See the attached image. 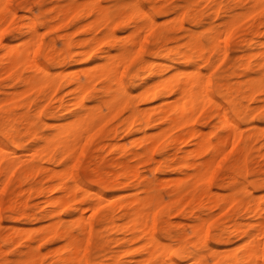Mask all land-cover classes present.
Returning <instances> with one entry per match:
<instances>
[{"label":"bare ground","instance_id":"bare-ground-1","mask_svg":"<svg viewBox=\"0 0 264 264\" xmlns=\"http://www.w3.org/2000/svg\"><path fill=\"white\" fill-rule=\"evenodd\" d=\"M7 1L8 0H0V75L7 76L8 85L13 86L15 83H20L23 88H21L22 90L20 91L16 89H14L15 91L11 90L12 92L9 91L11 93L2 94V97H0V109L2 105L7 106V108L0 110V134L8 143L4 144L0 140V203L1 193L11 180L14 172L19 169V176L16 179V183L19 187L17 190L18 192H15L16 194L11 193L8 196L5 210L9 214L21 210V215L25 218L34 216L26 212V201L29 196L25 195V191L21 189V184L23 180L30 178L34 173L36 174V171L44 172L43 176L45 183H40L38 186L31 185L28 187V190H26L29 194L33 192L39 195L50 194L48 199L45 200L49 207V209L45 211V215L53 221L48 225L44 224L45 226L38 231L43 239L54 236L64 240V244L61 243L63 244L62 246L57 245L58 247L56 248L58 249L54 251L52 249L47 250L49 252L53 251L52 253L56 255V263L86 264L84 246L86 244L87 235L95 225L101 224L109 231L130 234L127 242L137 245L129 250H133L139 254L137 259L134 260V262H136L135 264H182L183 261H188L187 264H208L206 256L209 258L213 257L216 260L221 259V261L218 260L220 262L219 264H264V208L259 199H245V194L247 195L248 192L245 184L239 189V192L244 193L239 200L243 202L245 211L249 214H253L254 221L244 226L242 223L234 220L231 224V228H229V230L232 229V232L238 234L243 240L242 243H238L240 247L236 246V248L239 247L241 250L240 256L236 251H232L231 247L227 248V251H231L225 254L223 252L225 250L220 251L223 252V255H220L213 249L206 235L208 227L207 222H209L211 218L205 219L201 215L196 216L192 223H175V227L177 228V236L175 235L176 239L182 245L191 243L196 249L195 253L184 256L174 252L172 246L167 244L168 242L165 243L163 237L159 236L153 229L157 211L162 203L160 197L161 193L157 188L160 186L158 183H162V181L159 182V180H156L157 177L154 174V179L156 180L155 184L144 186L143 189L132 198L121 200L122 197H120L118 201V198L115 197L116 195L110 200L108 198V209L103 211L102 214L96 218V223H94L91 218L92 215L89 217V214L88 216L84 214L89 210L91 211L90 213L95 215L99 211L100 205L103 203L105 204V201L101 203V194H92L93 196L88 200L84 197L81 201H77V191L80 187L75 181L69 183L66 180L64 176L66 168H64V171H55L56 169H49L36 163L43 160L51 162L55 159L62 161L65 156L71 154L73 156L71 157L75 158L74 155L77 156L79 154L83 146L90 141L93 133L101 131L104 117L102 118L101 112L99 114V106L89 107L86 104V99L90 98L89 94L91 89L96 83H100L101 98L105 97L100 100V103H106L105 105L109 109L108 112L112 111L113 114L116 108H121L122 110L128 109L127 115H125L121 121L120 129L130 132L135 128V131L143 133L142 137H132L130 139L132 156L137 160L147 162L148 164L150 161H153V150L163 140L166 141V148L178 146L180 148L183 144L191 143L192 147L184 151L174 160L176 168L179 167L185 172L183 174L185 176L175 181L174 184H172L174 186L173 190L167 193L169 202L172 204L171 209L175 211V213L185 212L183 202L186 200H192L194 202L198 199L202 200L205 198L207 199L206 203H209L207 207L216 206L228 200L229 202L231 200H237L236 194H232V192H230V195L227 194L226 197L223 196L226 195L225 193H220L222 195H219L216 192H212V189L210 190L209 180L213 169L212 167L216 164L215 162H217L220 156H222L221 154L225 152L228 147L230 148L231 145H237L236 142H238L242 136L241 129L244 128L240 129L239 121L230 119L221 108L222 106L214 101L208 91V83L205 79L206 76L204 78V75L208 73L203 75L194 64L200 62H202L201 64H210L214 57L220 60L226 59L228 57L227 43L230 35L234 27L237 26L236 23L238 21L241 23L242 21V19L239 20V16L241 18V16L246 15L247 12H249L247 17L250 13L254 12L264 13V0H234L239 2L238 13L236 12L237 14L228 15L219 25L214 24L213 21L210 22L205 30L208 33L206 36L191 30L190 33L187 34L185 41L182 43L176 41L174 45L168 46V42L166 41H168L169 38L164 35L163 32L157 36L154 35L156 37L155 43L157 46L151 52L149 60H141L139 62L141 65L132 77L135 78V76L141 72H148V75L152 74L151 77H157V80L149 82V77L143 78L141 88L139 89L140 91L138 90L139 92H137L135 96H131L128 89L123 85L120 77V69L126 64H129L130 59H133L131 55L133 52L139 53L145 37L150 34H155L157 23H155L151 16L143 11L137 0L118 2L115 4L116 8L114 11H118L116 13L102 6L99 0H86L80 2L68 0L65 5L52 7L50 12H52L53 15H50L51 17L48 21L40 22V24L54 31L56 33V39L61 41L60 45L62 47L60 49L56 48V41H52L47 44L45 52L43 53V61L51 64H59V68L55 72H50L45 69L36 59L37 54L41 50V36L40 32L38 33L37 31V21L35 19L30 17L22 27L20 26L13 30V33L16 35H26L25 40L22 39V43L20 42L18 45H12L15 43H6L5 40L2 39L1 33L3 28L15 14L8 7ZM190 1V4H192L199 0ZM206 1H209V4H211L210 9H212L215 14L220 11L221 3L218 2L219 0ZM62 3L64 4V2ZM151 3H154V1L151 0ZM155 8L157 7L155 6ZM79 12H83L84 18L86 19L85 23L76 28V30H71L72 32H70V30L59 32L62 22L75 16ZM184 15L187 16L190 24L198 25L200 23V17H198V15L194 13V10L186 4L171 9L169 11V16L171 17L168 20L165 19V23H168L169 29L173 31L180 30L183 27ZM240 23L238 24L239 27ZM116 26H120L124 30L130 29L126 38L123 37V39H119L116 36ZM262 28L264 29V24ZM249 29L251 30V28ZM259 31L261 30H259L258 27L252 29V37L257 38V36H259L258 34H260ZM76 32L87 34L89 38L78 40L77 46L79 49L75 51L73 36ZM261 32L264 37V30ZM263 41H258L260 47L264 45ZM111 49L116 51L115 54H113L114 52L110 53ZM96 54L104 58V62L95 63V65H91L92 68H90V66L87 67L89 69L85 68L84 72H82V70L81 72L84 73L83 81H80V76L75 78V73L66 72L68 71L65 67L67 61L81 60L83 57H92ZM257 55L258 57L261 56V61H259L258 64H264V51L252 54L246 53L239 57L238 64H251V59L255 58ZM159 58L164 59L160 61ZM216 64L218 63L214 65ZM245 67H247V65ZM21 68L27 70L26 75H23L19 71ZM167 69H173V73L164 77V72L167 71ZM62 83L67 85V92L71 95V98L68 100H64L60 97V94L58 97V92ZM215 90L218 94H223L232 104L233 111L239 116L244 117L245 120L250 112L249 103L254 100L257 95H261L263 97L262 101L264 102V79L261 76L253 78L246 75L244 81L238 82L237 86L232 88L229 84L219 81L215 84ZM31 91L36 93L39 100H44V103L50 99L57 103L56 106L53 105L45 111L46 115L53 117L57 108L68 111L69 117L66 122L48 124L46 121H43L44 125H47L49 128V132L43 134L36 123L43 120L42 113L46 108L42 109L38 106V110L32 117L28 112L20 111L23 108L30 107L33 100L22 101L21 98ZM235 94H241L245 100V105H237V103L234 102ZM158 99L161 100V104L159 106L157 104L155 108H152L150 105V109H138L139 106L137 107L135 105L137 101L149 103ZM206 106H212L216 110L215 115L217 116V121H224V123H222L223 125L221 124L222 126L220 129L216 127L215 129L213 128L214 130L212 132L206 131V133H204L205 131L194 124V118L200 110ZM72 107L74 108L71 109ZM75 107L78 108L76 112ZM103 115L106 116V114ZM106 118H108V115ZM263 128L264 126L262 129ZM147 130H149V132ZM116 131L118 130L115 129L114 132L116 133ZM249 132V135L243 139L244 145H237V154L241 158L245 156L243 154L246 142L251 140L253 135H258V133L255 131L253 132V130ZM209 133L212 135V138H209ZM25 140L31 141L29 147L25 146ZM228 143H230V146ZM7 145H10L11 148H7ZM119 145L118 143L109 144L110 149L113 151L122 152L126 148L124 146L125 144L123 145L125 148L122 146L124 149ZM225 145L227 149L224 148ZM138 148H141L142 151H138ZM203 156H205L204 160H202ZM216 158L218 159L216 160ZM75 159L71 162L74 163ZM71 162L68 163L70 167H67L68 176L70 172L72 174V171L69 169L71 168ZM158 163L160 162L158 161ZM162 164L161 167H167L169 165H166V162ZM161 167L159 166L160 170ZM118 168L119 170L116 172L115 177L124 179L125 181L135 177L138 172L136 166H129L125 161L119 162ZM153 168L159 170V168H155V164L152 169ZM90 169L93 170V168ZM154 169L151 172H155ZM230 174L231 173L227 176L229 177ZM175 177L180 178L179 176ZM71 179H74L73 176ZM163 180H166V178H163ZM230 181L233 182V179ZM165 183L169 185L168 183H172V181H165ZM89 191V189H86L84 193H89ZM229 202H226L225 208H227L229 204H232ZM69 203H73L72 213L70 212L72 214L71 217H73L71 221L80 228L81 232H87V235H81L83 238H80L81 236L79 237L63 225L60 211ZM111 207H115L119 212L117 216L112 215ZM74 212H77V214L75 215ZM187 212L193 214L192 209H188ZM14 219L16 220V218ZM183 226L189 228L191 232L190 236H188L187 233L182 234L181 229ZM18 227L13 226L8 232H0V264H25L27 262L41 264L38 260L42 253L40 252L39 254L40 250L34 249L36 248L35 246L32 248L28 242H26L25 245L26 251L22 252L20 256L11 259L7 255L8 246H21L23 242L29 239V233ZM233 248H235V246ZM122 251L123 253L127 252V250ZM111 259L114 260L115 255H113ZM212 262H215V260Z\"/></svg>","mask_w":264,"mask_h":264},{"label":"rangeland","instance_id":"rangeland-1","mask_svg":"<svg viewBox=\"0 0 264 264\" xmlns=\"http://www.w3.org/2000/svg\"><path fill=\"white\" fill-rule=\"evenodd\" d=\"M75 1L80 2V1H86V0H75ZM99 1L102 6L108 8L113 13H116L118 11H114L116 8L115 4H117L120 1H128V0H99ZM137 1L140 7L143 9V11H145L149 16H151L154 19L155 23L156 22L157 23H156V28H155V34L153 35L150 34L147 37H145L139 53L133 52L131 54L133 59H130L129 64H126L123 68H121L122 71L120 69V77L122 79L123 85L128 89L131 96L137 95V92L140 91L139 89L141 88V83H142L143 78L149 77L148 78L149 82L150 81L152 82L153 80H157V77H154V76L151 77L152 74L148 75V72H141L138 75H136L135 78L132 77V75L139 69L141 65L139 62L141 60L150 59L151 52L157 46V44L155 43V39H156L155 36L163 32V34L169 38L168 41H166L168 42L167 43L168 46L174 45L176 41L179 43H182L183 41H185L187 34H189L191 30L193 32L201 33L203 34V36H206L208 33L205 30L210 22L213 21L214 24L219 25L221 21L225 20V18L228 15L237 14L238 13L237 11L239 10L238 9L239 2H236L234 0H219L218 2L221 3V9H220L221 12L219 11L217 12V14H215L213 10L210 9L211 4H209V1H206V0H199L198 2H194L192 4H190L191 3L190 0H153L154 3H151V0H137ZM62 2H64V4ZM67 2L68 0H8L7 1L8 7L15 14H14V17L11 20H9L7 24L5 25V27L3 28L2 33H1L2 39L5 40L6 43H11V44L15 43L12 45H16V44L18 45L20 44V42L22 43L23 42L22 39L25 40L26 35H16L13 33V30L20 26L22 27L27 22V19H29L30 17L32 19H35L37 21V24H36L37 31L38 33L40 32V36H41V50L37 54L36 59L40 63L41 66H43L45 69L49 70L50 72L57 71L59 68V64H51V63H46L45 61H43V53L45 52V48L47 44L51 43L52 41H56V48L60 49L62 47L60 45L61 41L56 39V33L54 31L49 30L47 26L41 25L40 22H45L50 19L51 17L50 15H53V13L50 12V9L52 7H55L57 5L60 7L61 5H65ZM183 4L188 5L191 9L194 10V13L198 15V17H200V23L198 25L190 24L187 19V16L184 15L185 18H183V27L180 30L173 31L169 29V24L165 23L166 22L165 19L168 20L171 17L169 16V11L171 9L182 6ZM155 6L157 8H155ZM248 13L249 12H247L246 15H243L244 17L241 16L240 18L239 16V20L242 19V21L241 23L238 21L240 23V27L238 25L239 23L238 22L236 23L237 26L235 25L236 27H234L232 34L230 35V38L227 43L228 57L226 59H223L224 61L214 57L210 64H201L202 62L194 64V66L203 75L208 73L207 75H204V78L206 76L205 79L207 80V83H208V91L210 95L213 97L214 101L218 102L222 106L220 107L225 111V113L230 119H235L239 121L240 129L244 128V129H241L242 136L238 140V142H236L237 145L238 146L244 145L243 139L247 135H249L250 133L249 131L253 130V132L255 131L258 133V135H253L251 137V140L246 142L245 151L243 154L245 156H242L241 158L237 154L238 146L231 145L232 146L231 147L230 143H228L230 148L228 147L227 149L226 147L227 144L224 146V148L227 149L228 151L226 150L227 151V152L225 151L226 153L223 152L224 155L221 152L222 156H220V158L218 156L219 159L216 158V160L217 159L218 160L217 162H215L216 163L215 165L213 164L214 167H212L213 169L211 171L210 180H209L210 190L212 189V192L214 193L216 192L219 195H222L220 193H225L226 195H223L225 197L227 196V194L230 195L231 194L230 192H232V194L235 193L237 200L235 201L231 200L230 202L232 204H229L227 208H225L227 204L226 202H229V200L226 201L225 203H221L216 206H211L212 208L207 207L209 203H206L207 199L205 198H203L202 200L198 199L194 202L192 200H189V201L186 200L183 202L185 212L175 213V211L171 209L172 204L169 202L167 193L173 190L174 186L172 184H174V182L177 181L178 179H182L185 176L183 175L185 172L179 167L176 168L174 164V160L178 156H180L184 151L191 148L192 147L191 143L183 144L180 146V148L179 146L174 147V148H166L165 147L166 141L163 140L153 150V153H152L153 161H150V163L148 164L147 162H142V161L137 160L136 158L132 156V149L130 148L131 147L130 139L132 137L134 138L142 137L143 133L135 131V128L132 129L130 132L123 131V129H120L121 121L123 120L125 115H127L128 109L122 110L121 108H116L113 114H112V111H110L111 113L108 112L109 109L106 107L105 105L106 103H102V104L100 103V100L105 98V97L101 98V95H102L100 93L101 84L96 83L90 91V94H89L90 98L86 99V104L89 107L99 106V110H98L99 114L101 112L102 118L104 117L101 131L97 133L95 132L93 133V136L90 138V141H88L83 146L79 154L77 152L78 155L77 156L74 155L76 159L72 158L73 156L71 154V155L65 156L64 160L62 161L55 159L54 161H51V162H47L44 160L41 162H36L37 164H41V166L43 167H47L49 169L51 168L56 169L55 171L57 170L64 171L65 170L64 168H66V171H65L66 173L64 175L66 180L69 183H72L73 181H75L76 184L80 187V189L77 191V201H81L82 198L84 197L88 200L96 193L101 194L102 196L101 203L105 201V204L103 203L102 205H100L99 211L95 215L90 213L91 211L89 210L88 212L87 211L85 212L86 214H84L85 216L86 215L88 216L89 214V217H91L92 215L91 218L94 223H96L95 221L97 220L96 218L100 216V214H102L103 211L108 209L107 208L108 206L107 204L109 203V201L107 202L108 198L110 200L114 198V196L116 195L115 197L118 198L117 201L120 200V197H122L121 200L130 199L136 193H139L143 189L144 186L153 185L155 184L156 180H159V182L162 181V183L161 182L158 183V185L160 184V186L157 185L158 186L157 188L162 195V196L160 195L162 203L157 211V217L155 219V225L153 226V229L155 230V232H157L159 236L163 237L164 239L163 241L165 243L168 242L167 244L172 246L174 252H177L179 255H184V256L196 252V249L192 246L191 243L182 245L176 239L177 228L175 227V223H178V222H180L181 224L192 223L196 216L201 215L205 219L211 218L210 221L207 222L208 227L206 230V235H207V240L212 245L213 249L216 250L220 255H223L222 254L223 252L225 254L226 252L231 251V250L227 251V248L231 247L232 251L234 252L236 251V253L240 256L241 250L239 248L240 247L239 244L242 243L243 240L240 236H238V234L232 232V229L229 230V228H231V224L233 223L234 220L238 221L239 223H242L244 226L254 221L253 214L247 213L245 211L243 202L239 200L244 194L243 192H239L240 187L242 185L244 186L245 184L246 190L248 191L247 195L245 194L246 200L259 199L262 202L263 208H264V128L262 129V127L264 126V105H263L264 102L262 101L263 97L261 95H257L255 99L252 100L253 102L251 101L249 103L250 112H249V115L246 116V120H245L244 117L239 116L235 111H233L232 104L229 102V100L225 98L223 94L221 95L217 93V91L215 90V84L216 82L222 81V83L229 84L230 87L232 88L234 86H237L238 82L244 81L246 79V75H248L249 77H253V78H256L257 76L258 77L261 76L264 79V64H258L259 61H261V56L258 57L257 55L255 58L251 59V64H238L239 57H241L242 55L246 53L252 54V53H256V52L258 53V52L264 51V45L260 47L259 42H258V41L262 42L264 40V37L261 32L264 30L262 28L264 24V13L254 12V13H250L249 15L251 16L248 15L247 17ZM242 17L244 18V21ZM85 21L86 19L84 18L83 12H79L75 16H72L64 20V22H62L61 24V28L59 29L60 30L59 32L69 31V30L70 32H72L74 31V29L76 30V28L84 24ZM257 27L259 28V30H261L259 31L260 34H258L259 36H257V38L252 37L253 35L251 34V31L252 29H255ZM249 28H251V30ZM129 30H124L120 26L115 27L116 36L119 39H123V37L126 38V36L129 33ZM88 36L89 35L87 34H83L79 32L75 33V35L73 36V39L75 41V49H74L75 51L79 49V47L77 46L78 40L89 38ZM115 52L116 51L114 49L110 50V53L115 54ZM0 54H1V49H0ZM159 59L160 61L161 60L163 61L164 58H159ZM98 62H104V58H101L98 54L92 57L91 56L83 57L81 58V60H75V61L69 60L65 64L66 70H68L66 72L75 73V78H78L80 76L79 77L80 81H83L84 73L82 72L85 71V68L89 66L90 68H92V66ZM167 63H170V62H167ZM215 63H218V64L214 65ZM167 65H171V64H167ZM246 65L247 67H245ZM19 71L23 75L27 74V70L25 68H21ZM172 73H173V69H167V71L164 72V77L169 76ZM126 75H127V78H126ZM212 75H213V78H212ZM21 88L23 87L21 86L20 83H15L13 86L8 85L7 76L2 75L0 77V93H1L0 97H2V94L11 93L12 91H15L14 89L20 91L22 90ZM67 91H68L67 85L65 83H62L61 88L58 92V97L60 94V97H62L64 100L70 99L71 95ZM234 98H235L234 102H236L237 105L239 104L245 105V100L241 96V94H235ZM21 100L22 101L33 100L29 108H23L22 110H20L23 112L25 111L28 112V114L31 117L38 110L39 107H41L42 109L46 108L42 113L43 120L40 122L38 121L36 123L37 127L41 129V132H43V134H46L49 132L48 126L44 125L43 121H46L48 124L54 123V122L57 124H60V123H65L69 117L68 111H63L62 109H59V108L55 110L53 117L46 115L45 111L49 107H52L53 105L56 106L57 103H55L52 99L45 101L44 103V100L38 99L34 91H31L25 94L21 98ZM157 104L159 106L161 104V100L158 99V100L151 101L149 103H143L141 101H137L135 103L137 107L139 106L138 109L140 108L150 109L151 107L155 108L157 107ZM3 108H7V106L2 105L1 109ZM73 108L74 107H72L71 109ZM77 110L78 108L75 107V112ZM103 114H106V116L108 115V118H106V116ZM215 114H216V110L212 106H206L202 110H200V112L195 116L194 124L197 127L201 128L203 131H205L204 133H206V131L212 132L216 127L220 129L224 121L218 122L217 116ZM115 129L118 130L116 131V133L114 132ZM147 131L149 132V130ZM208 135H209V138H212V135H210V133ZM208 135H207V138H208ZM0 140L4 144L7 143L1 134H0ZM117 143L118 145L120 144L119 146H121V148H123L124 146L126 148L124 147L125 149L123 148L124 150L122 149L123 150L122 152L113 151L112 149H110L109 144H117ZM30 145H31V141L25 140V146L29 147ZM7 148H11V146L7 145ZM225 149H222V150H225ZM137 150L140 152L142 151L141 148H138ZM204 157L205 156H203L202 160H204ZM157 158H160V159H157ZM73 159H75L74 163L71 162ZM121 161H125L129 166H136L137 171H138L137 175L127 181H125L124 179L116 178L115 177L116 172H118L119 170L118 163ZM158 161L160 163H158ZM70 162L72 164H71V168L69 169L70 171H72V174L70 172L68 176L67 167H70L68 164ZM163 162H166V165L168 164L169 165L167 167L166 166L161 167V165H163L162 164ZM154 164H155V168H159L160 166L161 170L160 168L159 170H155L153 168L155 172H151L153 170L152 167L154 166ZM90 168H93V170ZM229 173H231L230 176L232 175L233 176L228 177L227 175H229ZM153 174L157 177L156 180L154 179ZM43 175H44V172L36 171V174L35 173L32 174L30 178L23 180L21 184V189L25 191L26 196H29L26 201V205H27V207L25 208L26 212L34 215V216L25 218V217H22L21 210L13 214H9L5 210V206L7 205L6 200L8 196L11 193L16 194L18 192L17 190L19 189L16 183L17 181L16 179L19 176V169H17L14 172L11 180L5 187L4 191L1 193L0 232H3V233L8 232L11 229V227L19 226L18 227L19 229L25 230L27 233H29V239L23 242V245L21 246L20 245H10L7 247V253H8L7 255L9 256V258L14 259L20 256L22 252L26 251L25 245H26V242H28L32 246V248H34L35 246L36 248L34 249L38 251L40 250L39 254L40 252L42 253V255L40 254V257L38 260L41 264H57L56 255L52 252L58 249L56 247L62 246L64 244V240H62L61 238L54 237V236H49L43 239L42 235L38 231L41 228H43V226L48 225L50 222L53 221L51 218L45 215L46 214L45 211L49 209L47 202L45 200L48 199L50 194L39 195L34 192L32 194L31 193L29 194L27 192L29 186L31 185L38 186L40 183H45V179ZM66 175L68 178L66 177ZM72 176L74 178L73 180L71 179ZM162 176L164 179L166 178V180H163ZM175 176H179L180 178H176ZM168 177H171V178H168ZM231 178L233 179V182L230 181L232 180ZM165 181L166 182L172 181V183H168L169 185H167ZM86 189L90 190L89 193L87 192L84 193V190ZM262 193H263V196H262ZM163 201H164V204H163ZM72 206H73V203H69L60 211V217L63 221L64 227L68 228L69 230H71V232L77 234L79 237L83 234L87 235V232H81L80 228L74 222L71 221L73 219V217H71L72 208H73ZM223 206L225 209L223 208ZM190 208L193 210V214H190L189 212H187L188 209L191 210ZM219 210H223V211H219ZM111 211H112L113 216H117L119 214V212L116 210L115 207H111ZM74 213L75 215L77 214V212H74ZM14 218H16V220ZM181 232L182 234L187 233L188 236L191 235L189 228L184 227V226L181 229ZM129 236L130 234H127V233L124 234L122 232L109 231L107 228H105L101 224L95 225L94 228L87 235V239L85 238L86 236L84 237L86 239V244L84 246L86 264H127V263L135 264L136 262H134V260L137 259V256L139 254L134 252L132 249L131 250L133 252L130 251L129 249L132 247H135L137 244L135 245L129 244V242H127V239ZM80 238H83V237L81 236ZM232 246L233 247L235 246V248H233ZM236 246H239V247L236 248ZM51 249L53 251H50V252L47 251ZM122 250H127L128 253L127 252L123 253ZM222 250H225V251L220 252ZM113 255H115L114 260L111 259ZM206 257L209 258L208 256ZM207 258H206V261L208 264H211V263L219 264L220 263L219 261H221V259L216 260L213 257L209 259ZM213 260H215V262H212ZM187 263L188 261L182 262V264H187ZM25 264H36V263L27 262Z\"/></svg>","mask_w":264,"mask_h":264}]
</instances>
